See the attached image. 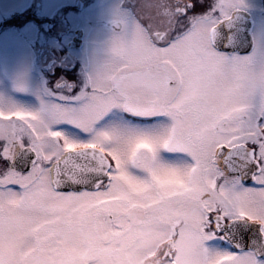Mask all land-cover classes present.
<instances>
[{
    "label": "snow or ice",
    "instance_id": "obj_1",
    "mask_svg": "<svg viewBox=\"0 0 264 264\" xmlns=\"http://www.w3.org/2000/svg\"><path fill=\"white\" fill-rule=\"evenodd\" d=\"M45 67L0 88V264H264V0H115Z\"/></svg>",
    "mask_w": 264,
    "mask_h": 264
},
{
    "label": "rangeland",
    "instance_id": "obj_2",
    "mask_svg": "<svg viewBox=\"0 0 264 264\" xmlns=\"http://www.w3.org/2000/svg\"><path fill=\"white\" fill-rule=\"evenodd\" d=\"M114 6L115 0H0V88L20 78L38 84L48 75L51 51L70 50L80 30L87 44L94 31L108 24ZM67 24L72 25L69 32Z\"/></svg>",
    "mask_w": 264,
    "mask_h": 264
},
{
    "label": "flooded vegetation",
    "instance_id": "obj_3",
    "mask_svg": "<svg viewBox=\"0 0 264 264\" xmlns=\"http://www.w3.org/2000/svg\"><path fill=\"white\" fill-rule=\"evenodd\" d=\"M40 78V77H39ZM40 82V81H39Z\"/></svg>",
    "mask_w": 264,
    "mask_h": 264
}]
</instances>
